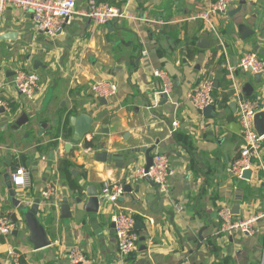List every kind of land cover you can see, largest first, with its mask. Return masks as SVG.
<instances>
[{"label":"crops","instance_id":"crops-1","mask_svg":"<svg viewBox=\"0 0 264 264\" xmlns=\"http://www.w3.org/2000/svg\"><path fill=\"white\" fill-rule=\"evenodd\" d=\"M105 1L127 6L138 19L97 26L76 15L59 34L49 37L35 30L27 10L7 6L0 13V33L16 34V38L0 41V54L12 56L18 66L37 73L39 68L48 67L46 60L34 55L40 50L64 66L67 57L76 58V67L80 68L74 86L66 85L65 90L56 83L50 86L48 101L58 105L50 116L53 129L26 146L8 135L5 127L15 124L23 113L28 118L34 116L41 102L20 94L19 99L12 97L8 90L14 93L15 89L5 68L7 83L1 92L14 111L0 113V215L11 214L15 228L10 235H0V264H69L67 253L72 245H78L93 260L91 264H264V175L256 171L249 180H243L230 173L228 168L237 158L241 135L217 127H225L231 121L229 115L221 121L213 120L212 126H201V116L187 98L199 80L210 74L216 84L217 103L223 93H228L229 108L234 100L233 86L239 91L246 83L253 86L251 97L261 94L264 100V74L257 83L253 74L251 82L248 77H240L236 68L232 79L227 69V64L235 67L242 53L249 50L264 60V0H244L242 4L237 0L229 9V18L219 22L220 39L205 31L200 20L191 19L208 0ZM75 2L78 11L86 9L87 0ZM244 26L253 33L242 39ZM31 57L35 59L34 70L25 62ZM153 67L167 72L172 89L156 108H149L153 93L162 86L161 79L150 74ZM98 79L117 84L116 96L107 104H100L91 93L90 84ZM64 93L72 96L67 108L61 98ZM81 113L92 116L94 124L82 141L67 150L66 142L73 132L70 118ZM67 116L69 126L65 125ZM175 119L180 125L171 132ZM67 134L70 136L65 137ZM91 140L97 148L86 150L84 142ZM138 146H154L152 154L172 157L170 163L176 172L169 178L167 193H160L145 179L136 181L130 176L135 166L145 162L144 154L132 152ZM51 151L54 160L49 168ZM104 151L121 154L122 161L100 160L98 155ZM261 153L264 158V140ZM120 162L122 167H118ZM19 166L29 172L30 185L24 193H17L11 184V173ZM105 180L131 185L134 196L125 192L120 206L145 225L138 229L137 251L126 257L117 251L111 220L115 208L101 203L96 213L85 210L88 188L95 186L99 193ZM48 183L55 184L58 193L50 204H43L38 195ZM16 198L20 204L28 201V205L39 200L36 218L40 222L51 218L45 226L49 246L34 249L28 240L25 213L20 204L16 206ZM63 199L68 200L69 218L60 216ZM178 200L185 208L181 216L175 215L173 208ZM234 204L239 206L235 219L259 217L257 232L247 235L233 231L211 237L218 225V210ZM10 247L22 259L10 256Z\"/></svg>","mask_w":264,"mask_h":264},{"label":"built area","instance_id":"built-area-1","mask_svg":"<svg viewBox=\"0 0 264 264\" xmlns=\"http://www.w3.org/2000/svg\"><path fill=\"white\" fill-rule=\"evenodd\" d=\"M237 2V0H208L203 6L191 17V19L200 20L204 30L212 33L217 38H221L219 34L220 20L228 19L229 9ZM7 6H13L27 10L31 14L33 26L37 32L52 37L62 31L66 23L74 16L81 15L94 25H104L107 22L120 19H138L137 15L130 11L127 6H117L105 0H87V6L84 11L76 9L75 0H0V13ZM143 54L146 51H142ZM15 60H13V63ZM10 64V63H9ZM7 65L6 68L13 70L14 74L10 77L13 88L27 100H34L44 89L41 77L35 71L27 70L14 63V67ZM228 72L233 79L234 68L243 73H251L253 75L264 74V60L253 50L243 52L236 66L227 64ZM5 68L0 63V109L9 113L11 106L9 100L4 98L1 90L7 83L5 78ZM150 74L158 77L162 81L159 91L153 93L149 108H156L160 102L162 94L169 95L172 89V82L167 72L161 68H151ZM235 93L233 98L236 101V109L234 119L240 124L241 144L238 149L237 158L230 164L228 171L236 178H241L245 169H251L252 172L261 171L264 175V158L261 153L264 135H259L254 126V115L258 111H264V100L261 94L254 96H245L240 89L237 91L233 86ZM214 83L210 74H208L190 90L187 95L188 101L196 109L201 116L200 124L206 127L208 124L214 125V118L210 119L202 114L203 108L211 105L213 110L218 113V103L214 95ZM233 89V90H234ZM92 95L95 98H105L108 100L115 98L118 91L117 84L108 79H98L93 81L90 86ZM1 113V112H0ZM217 117V116H216ZM215 121V120H214ZM178 120L171 122V132L179 127ZM217 125L218 128H225L223 124ZM87 147L86 150H91ZM46 160V157H42ZM175 169L170 163L167 154L154 152L152 154V164L148 171L145 172L144 164L135 166L130 176L138 181L148 176L154 183L160 193L168 192L169 178L175 174ZM11 184L19 190L27 189L30 185L29 172L23 166H19L11 173ZM58 193L57 187L53 183L46 184L42 191L40 203L50 204L51 200L56 198ZM125 194L124 182L120 180H105L99 191V196L104 199V203L111 204L115 210L111 216L114 223L113 231L116 240L118 254L121 257L129 256L135 253L139 246V234L134 225L136 215L120 206V197ZM28 204V201H24ZM175 215L184 214V205L178 200L173 205ZM264 216V213L263 215ZM259 217L249 216L245 218L235 219L231 213V208L222 205L217 212L218 225L211 237L219 238L231 234L233 231H240L247 235H253L257 232L255 223ZM15 228V223L7 216L0 215V235H10ZM8 254L15 259H19V252L10 247ZM69 264H91L93 260L85 256L78 245H72L67 253Z\"/></svg>","mask_w":264,"mask_h":264},{"label":"water","instance_id":"water-1","mask_svg":"<svg viewBox=\"0 0 264 264\" xmlns=\"http://www.w3.org/2000/svg\"><path fill=\"white\" fill-rule=\"evenodd\" d=\"M244 0H240V3L242 4ZM240 8L234 9L232 12L238 11ZM231 14V12H230ZM241 38L244 39L246 38L250 33H253L251 29L248 27H242L241 29ZM61 31L58 32V34ZM16 38V34L14 32H5V33H0V41L1 40H7V39H12ZM203 44V43H202ZM14 74L13 71L8 70L7 75L12 76ZM254 78L257 83H259L262 79V74L258 73L254 75ZM216 85V84H215ZM214 85V87H215ZM253 86L249 83L244 84L242 88V92L245 96H250L253 93ZM164 96V99H166V94H162ZM100 104H107V99L99 97L98 98ZM229 108L231 112H235L236 109V101L233 100L229 104ZM0 112H3V109H0ZM202 114L205 117H216L217 113L213 110V107L211 105L203 108ZM25 121H27V115L25 113L21 114L15 121L14 126H19L23 124ZM94 118L87 113H81L77 116H72L70 118V124L73 127V132L71 135V138L69 142H66V149L69 150L70 147H72L74 144L82 141L91 131L92 126L94 124ZM254 126L256 131L258 132L259 135H264V111H258L254 115ZM225 128L228 130L240 134V124L235 121L231 120L226 123ZM154 150V146H138L132 148V152L134 153H142L144 154V169L145 172L148 171L149 167L152 164V152ZM9 157V156H8ZM98 158L102 161H122V155L121 154H108L106 151L99 153ZM54 160V153L53 151L49 152V156L47 157L48 165L49 168L52 164V161ZM123 163L120 162L118 164V167H122ZM251 169H245L242 172L241 179L243 180H249L251 177ZM5 177L9 176V173L4 174ZM144 179L154 188L156 187V183H154L148 176H145ZM124 190L126 193L131 194V196H134L135 192L132 190L131 185L129 184H124ZM12 194L13 190H12ZM87 196L88 200L85 205V210L89 213H96L98 212L99 206L101 203H104V199L99 196V193L95 186H90L87 190ZM123 200V197H120V201ZM16 201V206L18 207L20 204L19 199H15ZM38 203L39 200H35L32 204H25L22 203L21 205V210L25 213V224L30 232V236L28 240L33 244L34 249H39L43 248L46 246H49L51 244V241L47 238L46 231H45V226L49 224L51 221L50 217H46V220L43 222H40L37 218L36 215L38 213ZM30 206V207H28ZM28 207V208H27ZM238 204H234L231 208V213L233 215H237L239 213V208ZM60 216L61 218H69L71 216V213L69 211V204L67 199H63L60 207ZM114 226V223L112 224ZM135 229H143L145 228V225L140 222V220H136Z\"/></svg>","mask_w":264,"mask_h":264},{"label":"rangeland","instance_id":"rangeland-1","mask_svg":"<svg viewBox=\"0 0 264 264\" xmlns=\"http://www.w3.org/2000/svg\"><path fill=\"white\" fill-rule=\"evenodd\" d=\"M228 18H229V15H228ZM41 36H42V34H41ZM24 47H23V49H25ZM34 55H36L37 56L36 58H39L40 61L46 60V62H48V67L46 69H45V67L38 69V73H39V76L41 77L42 84L47 85V87L45 89H43V93L41 94V96H39V97L37 96L38 98L37 97L35 98L36 99L35 102H38V101L41 102L38 105L39 106L38 111L34 116H31L29 118L27 117V121H25L23 124H21L19 126L15 127L14 124H12V125L7 124V127H5V131L8 135H10L11 137L17 138L18 141H20L25 146L30 144L36 137L45 136L44 132L48 131L50 134L52 129H53L50 126V119H51L50 116H51V113L54 112V108L58 107V105L53 103V102L48 101L50 93H51L50 86L52 84L56 83V86H58L59 88H62V90L66 89V85H67V87H69V85L74 86L75 81H76L75 74H78V72L80 70V68L76 67V63L78 61L76 58L71 59V58L67 57L66 65L64 66L63 64L57 63L52 58V56L50 54L46 53L45 51L42 52L40 50L38 53L36 52ZM7 57L8 56H6L4 52L0 54L1 67L6 68L9 63H10L9 66L14 67L12 56H10L9 58H7ZM31 59H32V57L30 58V61H28V59H25V62L27 64L28 68L34 70L35 59H33V60H31ZM17 61H19V57H17ZM27 61L30 63H28ZM32 66H33V68H32ZM61 76L64 79L60 78ZM239 76L240 77H248L249 81H251V82L253 81V75L251 73H248V72L243 73L242 71H240ZM91 84H90V86H91ZM255 86L257 87V85H255ZM8 92L12 97H15L18 99L21 98L19 93L16 90L13 91L14 93H12L9 90H8ZM61 98L65 100V105H66L65 107L67 108L71 103L72 96L70 94L64 93ZM217 100H218V98H217ZM217 109H218V113H217V117L214 118L215 121H221L223 119V117H226L228 115H233L230 112L228 105H225L221 109L219 106H217ZM46 124L48 125L47 130L45 128ZM170 158L172 159L171 156H170ZM14 190L17 193L18 192H22V193L27 192L26 190H18L17 188H14ZM17 197H22V195H18ZM38 197L42 198L41 194H39Z\"/></svg>","mask_w":264,"mask_h":264},{"label":"trees","instance_id":"trees-1","mask_svg":"<svg viewBox=\"0 0 264 264\" xmlns=\"http://www.w3.org/2000/svg\"><path fill=\"white\" fill-rule=\"evenodd\" d=\"M114 4V3H113ZM115 5H118V6H120V4H115ZM214 92H215V90H214ZM214 95H215V93H214ZM229 101V94L228 93H223V96H222V98L220 99V101H218V105H219V107L220 108H222L224 105H226V103ZM12 109V111H14V108L12 107L11 108ZM70 114V113H69ZM228 119H230V120H232L233 118H232V115H229L228 116ZM65 125L66 126H69V116H67V118H66V121H65ZM70 136V134H67V136H65V137H69ZM94 142V140H91V141H85L84 142V146L85 147H92V148H97L96 146V144H94L93 143ZM96 145V146H95ZM238 181L240 180L241 182L243 181V180H241V179H237ZM9 217H13L11 214L9 215ZM11 219V218H10ZM137 232H138V230H137ZM139 233V232H138ZM21 259H22V257H20Z\"/></svg>","mask_w":264,"mask_h":264}]
</instances>
